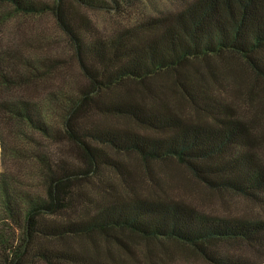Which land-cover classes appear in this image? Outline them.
I'll return each instance as SVG.
<instances>
[{"label": "trees", "instance_id": "16d2710c", "mask_svg": "<svg viewBox=\"0 0 264 264\" xmlns=\"http://www.w3.org/2000/svg\"><path fill=\"white\" fill-rule=\"evenodd\" d=\"M0 7L9 9L0 27L49 14L75 66L0 44L2 161L25 163L33 180L29 190L0 176V264H184L168 242L205 264H264V220L207 215L166 195L150 170L175 161L208 190L264 207V170L232 108L242 92L224 86L225 74L240 77L237 60L264 89V0H189L108 36L82 12L103 0ZM169 94L198 116L178 113ZM130 157L143 166L145 194Z\"/></svg>", "mask_w": 264, "mask_h": 264}, {"label": "rangeland", "instance_id": "374dc122", "mask_svg": "<svg viewBox=\"0 0 264 264\" xmlns=\"http://www.w3.org/2000/svg\"><path fill=\"white\" fill-rule=\"evenodd\" d=\"M103 1L107 6L106 8H83L82 12L91 21L92 26L98 34L108 36L118 29L131 27L144 17L156 16L159 13L166 12L168 9H174L176 6H180L189 0H121L119 1L121 11L118 12L110 9L114 6L112 0ZM8 10V7H0V12L8 13ZM16 20H18V17L13 16L3 22L0 27V44L3 48H14L17 44L23 47H26V44L33 45L37 53L42 54V56L60 58L67 65L69 64L70 71L75 70L69 45L63 35L53 25L49 14L37 16V18L29 19L22 22V24H18ZM1 30H5V34L10 32L11 38L3 40L5 38H3ZM54 42L57 45L55 44L56 46L53 47L52 44ZM50 43H52L51 46H49ZM232 67L237 70L240 77L236 78L230 74H225L224 86L227 90L236 88L242 92L239 94L235 93V97L231 95L233 97V113L235 117L243 119L248 123L252 139L251 153L258 161L259 166L264 170V89L259 84H256L242 63L240 64L237 60H233ZM249 86L254 87L255 95L249 96L243 90L244 87L246 89ZM167 100L173 103L174 109L184 117L188 116L194 119L198 116L191 106L185 104L175 94L167 95ZM9 142L11 145L16 140L10 139ZM2 153L3 150L0 142V176L2 174H9L15 180L21 181L23 188L33 190V180L30 178V171L25 167V163H23L24 165H21V162L15 163V161L14 163H5L2 161ZM127 161L135 171L137 191L145 194V192L150 190V187L146 181L143 166L133 157L127 158ZM150 170L155 176H158L161 189L166 195L189 203L207 215L264 220V207L255 205L250 200L237 195L226 192L216 193L208 190L196 181L187 169L178 162L153 161L150 164ZM139 242L137 241L134 244L140 245ZM168 245L180 257V259L177 257L173 260L179 259L184 264H205L199 256L191 254L185 247L178 246V244H174L173 242H168ZM156 246L159 247L158 244ZM234 248L240 251L239 248ZM244 249L246 250V248ZM246 255L255 258V260L257 259L253 249H248ZM167 259L170 260L169 258Z\"/></svg>", "mask_w": 264, "mask_h": 264}]
</instances>
